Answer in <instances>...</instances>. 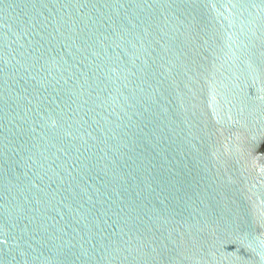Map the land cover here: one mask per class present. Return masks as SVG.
Returning <instances> with one entry per match:
<instances>
[{
  "label": "water",
  "instance_id": "95a60500",
  "mask_svg": "<svg viewBox=\"0 0 264 264\" xmlns=\"http://www.w3.org/2000/svg\"><path fill=\"white\" fill-rule=\"evenodd\" d=\"M0 264H264V0H0Z\"/></svg>",
  "mask_w": 264,
  "mask_h": 264
}]
</instances>
